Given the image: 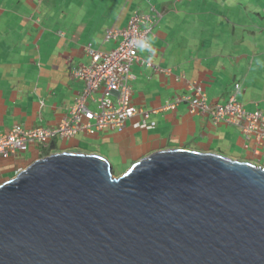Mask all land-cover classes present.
Returning <instances> with one entry per match:
<instances>
[{"label": "crops", "instance_id": "obj_1", "mask_svg": "<svg viewBox=\"0 0 264 264\" xmlns=\"http://www.w3.org/2000/svg\"><path fill=\"white\" fill-rule=\"evenodd\" d=\"M249 1L257 4L256 12L259 6L264 10V0ZM70 2L0 0V132L14 125L52 128L67 119L84 87L72 75L73 69L89 63L84 46L113 50L117 42L105 41L106 32L124 28L134 12L147 14L152 6L162 17L150 48L139 49L138 55L162 71L133 65L130 83L131 104L152 112L150 119L136 117L120 130L80 132L30 146L7 159L0 157V184L35 160L64 152L100 156L114 177L139 160L169 149L214 153L264 169V141L246 138L238 127L213 123L208 114L190 113L183 103L163 109L174 97L188 94L192 84L201 87L208 105L224 104L233 84L239 83L242 91L237 101L246 111L264 115V22H231L233 15L224 14L231 7L225 11L221 7L233 3V9L242 6L240 13L249 14L255 9H250L248 1L241 5L235 0H127L107 19L100 11L108 5L101 7L99 0L82 9L80 20H91L89 13L95 9L100 10L98 21L62 27L56 13ZM221 9L224 13L216 14ZM212 10L217 11L215 15ZM40 11L49 15L48 20L38 15ZM212 17L215 21H210ZM151 122L154 125L149 127Z\"/></svg>", "mask_w": 264, "mask_h": 264}, {"label": "water", "instance_id": "obj_2", "mask_svg": "<svg viewBox=\"0 0 264 264\" xmlns=\"http://www.w3.org/2000/svg\"><path fill=\"white\" fill-rule=\"evenodd\" d=\"M0 264H264V169L185 149L114 177L56 153L0 184Z\"/></svg>", "mask_w": 264, "mask_h": 264}, {"label": "built area", "instance_id": "obj_3", "mask_svg": "<svg viewBox=\"0 0 264 264\" xmlns=\"http://www.w3.org/2000/svg\"><path fill=\"white\" fill-rule=\"evenodd\" d=\"M134 13L126 26L119 30H108L105 41L113 40L117 46L108 52L94 50L90 45L83 50L89 58L85 66L72 70V75L84 85L82 93L69 110L67 119L52 128L24 129L14 125L6 133L0 132V157L7 159L16 153L26 152L30 146L44 144L53 139H68L80 132L92 133L104 129H122L124 123L139 117L149 120L152 112L135 107L130 102V83L133 79L131 67L144 66L162 71L149 60L139 57V49H149V40L160 16ZM240 86L234 89L228 100L221 105L210 106L206 96L197 84H192L189 93L174 97L163 109H174L186 104L189 112L208 114L213 123H224L238 127L248 138L264 141V115L259 111L248 112L237 101ZM94 104L95 109H90ZM154 123H150L149 127ZM138 127L139 124H135Z\"/></svg>", "mask_w": 264, "mask_h": 264}, {"label": "rangeland", "instance_id": "obj_4", "mask_svg": "<svg viewBox=\"0 0 264 264\" xmlns=\"http://www.w3.org/2000/svg\"><path fill=\"white\" fill-rule=\"evenodd\" d=\"M69 1H71V2H70V5L67 7V9H65V10L63 9V12L59 11L56 13V17H57L56 20L59 21L58 23H59V25H62V27L69 26L72 23L77 24L79 22H86L88 19H85V18H84V20L80 21L82 16L85 13V10H82V9L87 8L88 6H91L93 3L99 2V0H87L86 2H84L85 0L84 1L83 0H76L77 1L76 3H75V0H69ZM157 1H159V0H153V3H157ZM247 1L249 2V6H251L250 9H255L254 12H250L249 14H247V12L246 13H240L243 10L241 8L242 6H239V9H233L232 8L233 3H228L226 5V7L221 6V7H223L224 11L231 7V10H229L230 12L224 13V11L222 9L218 12L216 10H212L211 12L213 13V15H215L216 12H217L216 14L220 13V15H222L223 13L225 15L230 13V16L233 15V18L229 16L230 17L229 19L231 22H264L263 7L259 6L260 12H256L257 4H255V2L252 3V1H249V0H244V1L243 0H235V3H240L241 5H244L245 3H247ZM104 3H106L108 5V9L105 8L104 11L92 9L91 12L89 13L91 20L89 19L88 22H95V20L97 19L98 15H99V11L106 13V18L108 19L112 13L116 14L117 13L116 9L121 7L124 3H127V0H102L101 7L103 6ZM71 4H72V6H71ZM58 5H60V4H58ZM44 13L45 12L40 11L38 13V15H41V18L43 20H48L47 17H49V15L47 14L48 16L45 17ZM54 19H55V17H54ZM98 20H99V18L97 19V21ZM212 20L215 21V18L212 17V19L210 21H212ZM104 22H108V21L104 20ZM213 44L215 45L216 42H214Z\"/></svg>", "mask_w": 264, "mask_h": 264}, {"label": "clouds", "instance_id": "obj_5", "mask_svg": "<svg viewBox=\"0 0 264 264\" xmlns=\"http://www.w3.org/2000/svg\"><path fill=\"white\" fill-rule=\"evenodd\" d=\"M151 9H153V11H155V12H157L158 14H159V16H160V18H159V20L161 19V17H162V15H161V13L160 12H158L154 7H150V12L149 13H147V14H151L152 13V10ZM134 13H139V14H145V13H140V12H134ZM133 13V14H134ZM132 14V15H133ZM159 20H158V22H159ZM158 22H157V24H158ZM156 24V25H157ZM156 25H155V27H156ZM155 27H154V29H155ZM154 29H153V35H154ZM153 37V36H152ZM151 37V38H152ZM149 43H150V40H149ZM236 84H238L239 86H240V90H241V85L239 84V83H235V84H233V89H234V85H236ZM233 91V90H232ZM242 91V90H241ZM232 93V92H231ZM241 93V92H240Z\"/></svg>", "mask_w": 264, "mask_h": 264}]
</instances>
